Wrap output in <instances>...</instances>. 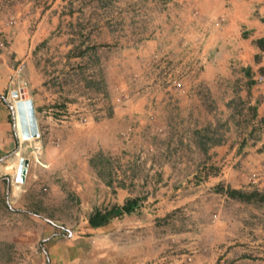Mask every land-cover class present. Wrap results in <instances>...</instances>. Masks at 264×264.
Returning <instances> with one entry per match:
<instances>
[{
	"label": "crops",
	"instance_id": "0c3cea01",
	"mask_svg": "<svg viewBox=\"0 0 264 264\" xmlns=\"http://www.w3.org/2000/svg\"><path fill=\"white\" fill-rule=\"evenodd\" d=\"M67 1L0 0V181L32 200L44 186L42 198L68 208L50 217L18 203L46 224L33 264H264V205L225 192L264 193V0H176L156 36L109 41L119 51L97 63ZM21 89L39 130L29 139ZM206 97L226 109L239 97L247 131L202 138ZM99 151L113 155L112 183L91 164ZM133 198L131 212L89 223Z\"/></svg>",
	"mask_w": 264,
	"mask_h": 264
},
{
	"label": "rangeland",
	"instance_id": "374dc122",
	"mask_svg": "<svg viewBox=\"0 0 264 264\" xmlns=\"http://www.w3.org/2000/svg\"><path fill=\"white\" fill-rule=\"evenodd\" d=\"M175 2L176 0H68L66 6L68 12L75 14L74 23L80 33L78 39L83 44L86 41L90 44L93 43L89 48L86 47L89 61L97 63L99 55L108 58L109 51H119V49L109 47L107 44L109 41L115 42L114 39H116L123 45L128 43L131 38L135 40L134 44L135 42L141 44L145 38L156 36L157 29L164 24H169L173 18L172 15H176ZM81 50V47L77 46L75 52L80 53ZM174 50L176 51V49ZM177 73L170 75L171 84L173 82L172 88H181V85L180 87L176 85L181 81L180 78H176L175 74ZM94 83L101 84L99 85L101 91L105 90L106 83L102 73L99 83L98 81ZM201 88L206 87L203 85ZM213 103L208 98L207 107H204L205 111L198 112V118H196L206 125L205 128H202V138L208 139L211 135L212 140L214 138L220 140L227 132H234L240 136L247 131L246 119L248 115H243V106L239 97L233 99V105L228 109L223 107V103L217 106H214ZM85 119L82 118L83 122ZM229 119L231 123L237 125L232 130L228 125ZM210 121L214 126H209ZM17 127L19 130V122ZM175 148L177 147L175 146ZM112 156V154L105 155L103 151H99L91 159L97 177L105 183H112L115 180ZM43 188L44 186L39 188L40 192L37 193V197L36 193H33L32 200V193L27 192L29 195L25 193L14 196L9 191L6 193L5 183L0 181V264H33L35 255L33 249L37 243L38 235L43 233L46 224L44 221L30 217L24 211H20L22 204L28 203V206L25 207L26 210L37 211L45 216L50 215L51 217L56 213H66L68 209L65 205L66 202L62 203L65 206L58 208L55 203L42 198L46 194V190ZM28 196L30 197L28 198ZM39 241L41 242V240Z\"/></svg>",
	"mask_w": 264,
	"mask_h": 264
},
{
	"label": "trees",
	"instance_id": "16d2710c",
	"mask_svg": "<svg viewBox=\"0 0 264 264\" xmlns=\"http://www.w3.org/2000/svg\"><path fill=\"white\" fill-rule=\"evenodd\" d=\"M218 190H222V185L217 186ZM226 194L233 199L245 201V202H254L264 205V193L258 190H242L235 189L232 187H227L225 189ZM136 199H127L125 203L121 206L113 205L109 209L104 210H96L89 216V223L92 226H98L106 223L109 219L120 216L123 213H129L133 210V206L135 204Z\"/></svg>",
	"mask_w": 264,
	"mask_h": 264
},
{
	"label": "water",
	"instance_id": "95a60500",
	"mask_svg": "<svg viewBox=\"0 0 264 264\" xmlns=\"http://www.w3.org/2000/svg\"><path fill=\"white\" fill-rule=\"evenodd\" d=\"M18 97L15 101V113L19 122V133L22 139H29L39 135L35 111L30 99L26 95L25 89H21L14 93ZM27 160H22L17 169V181L24 180Z\"/></svg>",
	"mask_w": 264,
	"mask_h": 264
},
{
	"label": "built area",
	"instance_id": "2783aa9c",
	"mask_svg": "<svg viewBox=\"0 0 264 264\" xmlns=\"http://www.w3.org/2000/svg\"><path fill=\"white\" fill-rule=\"evenodd\" d=\"M18 71H20V68H19V69H17V72H18ZM176 85H177V86H180V82H177V83H176ZM131 131H132V128L128 129V131H127V132L129 133V132H131Z\"/></svg>",
	"mask_w": 264,
	"mask_h": 264
}]
</instances>
